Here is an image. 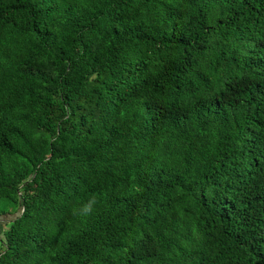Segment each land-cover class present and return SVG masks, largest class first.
Here are the masks:
<instances>
[{
    "label": "trees",
    "instance_id": "16d2710c",
    "mask_svg": "<svg viewBox=\"0 0 264 264\" xmlns=\"http://www.w3.org/2000/svg\"><path fill=\"white\" fill-rule=\"evenodd\" d=\"M0 200V264H264V0H0Z\"/></svg>",
    "mask_w": 264,
    "mask_h": 264
},
{
    "label": "clouds",
    "instance_id": "9594fccd",
    "mask_svg": "<svg viewBox=\"0 0 264 264\" xmlns=\"http://www.w3.org/2000/svg\"><path fill=\"white\" fill-rule=\"evenodd\" d=\"M97 202V197L93 195L89 197L86 202H82L78 206H74L71 213L73 216L79 217L82 220L87 219L96 211Z\"/></svg>",
    "mask_w": 264,
    "mask_h": 264
},
{
    "label": "rangeland",
    "instance_id": "374dc122",
    "mask_svg": "<svg viewBox=\"0 0 264 264\" xmlns=\"http://www.w3.org/2000/svg\"><path fill=\"white\" fill-rule=\"evenodd\" d=\"M0 203L6 204L3 200H0ZM5 209H9L11 211V209H13V206H7L5 207ZM13 214L14 211L11 212V214L0 215V231L5 227L4 223L6 222V220Z\"/></svg>",
    "mask_w": 264,
    "mask_h": 264
}]
</instances>
